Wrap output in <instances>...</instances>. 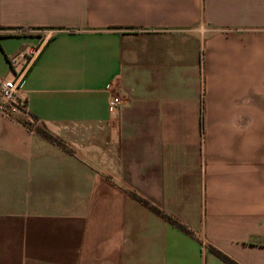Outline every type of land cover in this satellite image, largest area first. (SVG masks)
<instances>
[{
	"label": "crops",
	"instance_id": "0c3cea01",
	"mask_svg": "<svg viewBox=\"0 0 264 264\" xmlns=\"http://www.w3.org/2000/svg\"><path fill=\"white\" fill-rule=\"evenodd\" d=\"M20 53L0 264H264V0H0Z\"/></svg>",
	"mask_w": 264,
	"mask_h": 264
},
{
	"label": "built area",
	"instance_id": "2783aa9c",
	"mask_svg": "<svg viewBox=\"0 0 264 264\" xmlns=\"http://www.w3.org/2000/svg\"><path fill=\"white\" fill-rule=\"evenodd\" d=\"M29 58L25 54H17L8 60V66L13 71L11 79L0 82V113L18 111L22 108V102L17 98V92L22 86L23 76L28 66ZM122 103L121 97L117 92L110 95L106 102L108 113L115 111Z\"/></svg>",
	"mask_w": 264,
	"mask_h": 264
},
{
	"label": "trees",
	"instance_id": "16d2710c",
	"mask_svg": "<svg viewBox=\"0 0 264 264\" xmlns=\"http://www.w3.org/2000/svg\"><path fill=\"white\" fill-rule=\"evenodd\" d=\"M40 134L45 137L46 139H48L49 141H51L52 143H55L57 145H60V142L57 141L56 139H54L53 137L49 136L48 134H46L44 131H40ZM132 197L135 198L136 200H138L139 202H141L142 204L144 205H147V203L142 200L141 198H139L138 196H136L134 193H131ZM148 207L153 210L154 212H158L155 208H153L152 206H149ZM164 219L175 225L178 229L186 232V233H190L184 226L174 222L173 220H171L170 218H168L167 216H163ZM209 251L212 252L216 257H218L220 260H222L223 262H225L226 264H236L234 261L230 260L228 257H226L225 255H223L222 253H220L219 251L215 250L214 248L210 247L209 246Z\"/></svg>",
	"mask_w": 264,
	"mask_h": 264
},
{
	"label": "rangeland",
	"instance_id": "374dc122",
	"mask_svg": "<svg viewBox=\"0 0 264 264\" xmlns=\"http://www.w3.org/2000/svg\"><path fill=\"white\" fill-rule=\"evenodd\" d=\"M19 111L23 112L22 108H19Z\"/></svg>",
	"mask_w": 264,
	"mask_h": 264
}]
</instances>
